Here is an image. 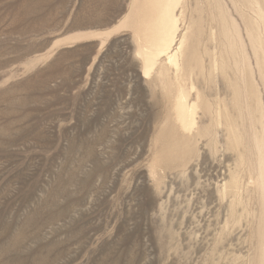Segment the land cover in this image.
<instances>
[{
  "label": "rangeland",
  "instance_id": "obj_1",
  "mask_svg": "<svg viewBox=\"0 0 264 264\" xmlns=\"http://www.w3.org/2000/svg\"><path fill=\"white\" fill-rule=\"evenodd\" d=\"M157 2L0 0V264H264V0H180L144 76Z\"/></svg>",
  "mask_w": 264,
  "mask_h": 264
},
{
  "label": "bare ground",
  "instance_id": "obj_2",
  "mask_svg": "<svg viewBox=\"0 0 264 264\" xmlns=\"http://www.w3.org/2000/svg\"><path fill=\"white\" fill-rule=\"evenodd\" d=\"M179 3L180 0H158L143 20L135 21L136 33L142 41L137 54L143 61L144 76L149 75L161 56L164 57L166 64L174 68L175 72L180 69L184 34L181 35L175 49L173 48L179 20L175 11ZM188 97L189 92L186 86L178 83L174 113L177 123L183 129H188L195 124V103H190Z\"/></svg>",
  "mask_w": 264,
  "mask_h": 264
}]
</instances>
